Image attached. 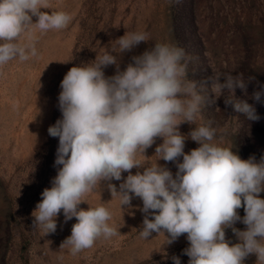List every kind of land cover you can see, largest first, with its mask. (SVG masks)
Returning a JSON list of instances; mask_svg holds the SVG:
<instances>
[{"label":"clouds","instance_id":"obj_1","mask_svg":"<svg viewBox=\"0 0 264 264\" xmlns=\"http://www.w3.org/2000/svg\"><path fill=\"white\" fill-rule=\"evenodd\" d=\"M50 7V0H0V66L37 56L34 40L20 43L33 27L41 33L67 28L72 16ZM148 41L146 33L125 32L115 40L118 51H105L64 76L58 97L62 115L48 128L59 140L57 174L41 193L32 226L46 236L56 232L61 212L65 223L75 218L60 246L72 255L117 235L106 207H80L88 194L106 185L121 208H131L133 198L142 201L143 239L163 234L164 244L171 245L186 234L188 264H244L253 254L256 264H264V155L258 162L255 156L241 159L233 146L217 142L218 131L222 136L226 129L218 130L210 120L197 123L203 109L220 98L225 109L258 121L254 104L235 95L239 88L248 96V83L255 78L214 72L202 81L191 79V57L170 42L154 43L121 70L122 55ZM109 66H115L112 76L105 75ZM250 99L264 104V85L257 83ZM185 123L195 125L187 135L180 131ZM158 138L157 159L146 166L138 156L148 158L145 153ZM188 139L198 147L186 153ZM159 160L174 163L175 176ZM112 181H120L119 187ZM241 207L243 217L237 211ZM238 221L245 230L235 227ZM226 229L238 243L230 244ZM171 259L181 264L178 256Z\"/></svg>","mask_w":264,"mask_h":264},{"label":"rangeland","instance_id":"obj_2","mask_svg":"<svg viewBox=\"0 0 264 264\" xmlns=\"http://www.w3.org/2000/svg\"><path fill=\"white\" fill-rule=\"evenodd\" d=\"M50 6V11L72 16L67 28L41 33L33 27L20 43L34 40L37 56L26 61L17 57L0 66V264H173L172 256L188 264L189 257L183 254L189 246L186 234L171 245L164 244L163 234L143 239L142 201L133 198L131 208H121L119 197L112 196L106 185L88 194L80 207H106L117 235L101 237L93 247L72 255L68 247L60 246L71 235L75 218L65 223L61 212L56 232L46 236L32 226V212L41 193L51 187L57 174L53 165L59 140L49 136L48 128L62 115L60 85L70 68L94 61L105 51H118L115 40L125 32L146 33L149 41L122 55L121 70L133 55L142 54L154 43L170 42L191 57V79L202 81L214 72L255 78L248 83V96L239 88L235 95L254 104L258 121L225 109L220 98L215 106L203 109L197 123L210 120L218 130L226 129L222 136L218 131L217 142L233 146L241 159L255 156L258 162L264 155V104L250 97L257 83L264 85V0H50ZM104 71L112 76L115 66ZM194 127L185 123L180 131L187 135ZM160 143L158 138L147 149L148 158L138 156L146 166L155 163L153 155ZM196 147L188 139L184 151ZM158 163L175 176L174 163ZM112 183L118 188L120 181ZM260 196L264 198V192ZM237 211L241 217L245 215L243 207ZM235 227L246 229L239 221ZM226 239L230 244L239 242L231 229H226ZM256 261L253 254L244 264Z\"/></svg>","mask_w":264,"mask_h":264}]
</instances>
